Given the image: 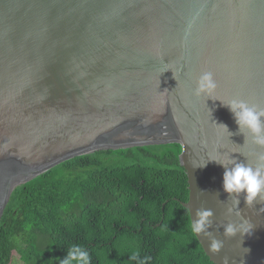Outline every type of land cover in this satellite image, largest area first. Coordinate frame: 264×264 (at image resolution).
<instances>
[{
  "label": "water",
  "instance_id": "95a60500",
  "mask_svg": "<svg viewBox=\"0 0 264 264\" xmlns=\"http://www.w3.org/2000/svg\"><path fill=\"white\" fill-rule=\"evenodd\" d=\"M206 71L216 99L264 107V0H0V222L18 186L65 160L179 144L183 206L191 219L212 209L209 231L224 241L212 254L197 237L206 255L264 264V202L246 208L241 197L253 228L225 238L221 225L240 216L227 211L224 169L196 167L264 151L235 134L219 100L194 95Z\"/></svg>",
  "mask_w": 264,
  "mask_h": 264
},
{
  "label": "trees",
  "instance_id": "16d2710c",
  "mask_svg": "<svg viewBox=\"0 0 264 264\" xmlns=\"http://www.w3.org/2000/svg\"><path fill=\"white\" fill-rule=\"evenodd\" d=\"M181 151L169 144L80 155L18 186L0 222V264L14 252L22 264H60L73 244L91 264H214L189 230Z\"/></svg>",
  "mask_w": 264,
  "mask_h": 264
},
{
  "label": "clouds",
  "instance_id": "9594fccd",
  "mask_svg": "<svg viewBox=\"0 0 264 264\" xmlns=\"http://www.w3.org/2000/svg\"><path fill=\"white\" fill-rule=\"evenodd\" d=\"M194 95L204 97L206 100H219L214 97L217 88L216 81L211 72H203L195 82ZM221 102L231 113L232 118L237 125V133L242 134L245 140L251 141L252 144L259 148H264V107L249 104L243 99H232L228 102ZM210 112V110H209ZM211 115V112H210ZM218 128H222L229 133V137L234 133L229 131L228 126L224 123H218L212 120ZM213 162L224 169L222 175V190L232 201V206L228 208V213L233 209L240 216L239 223H227L223 227V236L225 238L234 237L239 234L241 237L249 235L253 228L252 223L241 215L239 204L243 198L246 208L264 202V151L254 154L253 162H248V157L242 160L233 155H223L219 158H208L204 163H198L196 167H206L207 163ZM264 211V209H261ZM214 213L210 208H200L195 212V218L192 217L189 230L196 236H203L209 241L208 251L217 254L224 247V241L217 239L213 232L209 231L212 227V217ZM247 251V249H245ZM139 252H133L129 259L136 261L139 258ZM147 258L140 264H146ZM60 264H91L89 251L79 244L71 245ZM222 264H229L228 258L224 257Z\"/></svg>",
  "mask_w": 264,
  "mask_h": 264
},
{
  "label": "rangeland",
  "instance_id": "374dc122",
  "mask_svg": "<svg viewBox=\"0 0 264 264\" xmlns=\"http://www.w3.org/2000/svg\"><path fill=\"white\" fill-rule=\"evenodd\" d=\"M13 259H14V261H12L11 264H22L20 262V257H19L18 253H16V252L13 253Z\"/></svg>",
  "mask_w": 264,
  "mask_h": 264
}]
</instances>
